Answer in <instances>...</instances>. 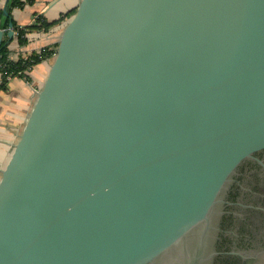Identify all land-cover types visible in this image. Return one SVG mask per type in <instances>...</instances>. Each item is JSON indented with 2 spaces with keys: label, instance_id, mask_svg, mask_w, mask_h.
I'll list each match as a JSON object with an SVG mask.
<instances>
[{
  "label": "water",
  "instance_id": "obj_1",
  "mask_svg": "<svg viewBox=\"0 0 264 264\" xmlns=\"http://www.w3.org/2000/svg\"><path fill=\"white\" fill-rule=\"evenodd\" d=\"M55 50L1 171L0 264H206L264 170V0H80Z\"/></svg>",
  "mask_w": 264,
  "mask_h": 264
},
{
  "label": "crops",
  "instance_id": "obj_2",
  "mask_svg": "<svg viewBox=\"0 0 264 264\" xmlns=\"http://www.w3.org/2000/svg\"><path fill=\"white\" fill-rule=\"evenodd\" d=\"M79 1L31 0L21 7H14L11 12L12 18L22 27L35 24L39 14L49 21L59 18L62 20L48 31L38 29L27 31L28 40L24 44L20 43L16 33L12 38L7 35L6 37L10 39L8 44L10 57L12 59L25 57L44 47L56 49L63 28L73 15L68 13L76 8ZM4 2L5 0H0V10H3ZM52 60L53 56L36 63L28 73L29 78L14 76L8 82V89L0 90V177L37 97L36 90L42 87Z\"/></svg>",
  "mask_w": 264,
  "mask_h": 264
},
{
  "label": "flooded vegetation",
  "instance_id": "obj_3",
  "mask_svg": "<svg viewBox=\"0 0 264 264\" xmlns=\"http://www.w3.org/2000/svg\"><path fill=\"white\" fill-rule=\"evenodd\" d=\"M206 264H264V170H244L212 218Z\"/></svg>",
  "mask_w": 264,
  "mask_h": 264
},
{
  "label": "trees",
  "instance_id": "obj_4",
  "mask_svg": "<svg viewBox=\"0 0 264 264\" xmlns=\"http://www.w3.org/2000/svg\"><path fill=\"white\" fill-rule=\"evenodd\" d=\"M31 0H12V7L10 14L7 17V20L4 25H0V29L3 28L5 30L1 47H0V73H1V81H0V90L8 89V82L10 78L14 76H23L25 78H29V71L32 67L45 59L52 57L55 53V49L50 47H44L41 50L33 51L28 56L20 57L18 59H12L10 57V50L8 47L9 38L6 37L8 35L9 24L13 22L15 33L18 36L20 43L24 44L27 42L28 38L26 37V32L31 29H38L42 31H48L51 27L61 22L62 18H59L54 21L47 20L43 15H38L36 17V23L33 25H28L22 27L18 25L12 18V9L14 7H21L26 2ZM76 8L71 9L68 14H73ZM3 15V10H0V20ZM3 36V37H4Z\"/></svg>",
  "mask_w": 264,
  "mask_h": 264
},
{
  "label": "built area",
  "instance_id": "obj_5",
  "mask_svg": "<svg viewBox=\"0 0 264 264\" xmlns=\"http://www.w3.org/2000/svg\"><path fill=\"white\" fill-rule=\"evenodd\" d=\"M41 50V49H40Z\"/></svg>",
  "mask_w": 264,
  "mask_h": 264
}]
</instances>
